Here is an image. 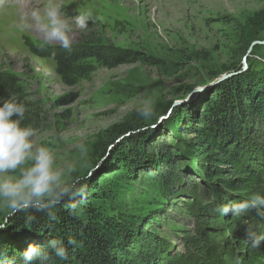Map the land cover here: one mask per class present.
I'll list each match as a JSON object with an SVG mask.
<instances>
[{"label": "rangeland", "instance_id": "1", "mask_svg": "<svg viewBox=\"0 0 264 264\" xmlns=\"http://www.w3.org/2000/svg\"><path fill=\"white\" fill-rule=\"evenodd\" d=\"M64 3L68 15L91 10L96 17L87 30L74 29L71 52L76 47L125 49L149 60L113 69L94 58L78 60L80 74L78 71L72 75V82L66 83L56 74L54 60L39 57L28 48L27 44L40 43L34 33L15 27L17 9L0 11V102L15 97L24 104L21 126L34 129L30 137L33 150L47 147L54 155L55 166L64 174L62 179L70 186L86 183L91 206L136 225L147 243L145 247L140 243L131 247L152 250L165 246V256L158 264H223L219 248H214L211 258L216 261L211 263L207 250L213 238L223 237L229 239L227 248L258 254L256 264H264V242L253 247L250 237L234 230L242 223L244 231L263 234L257 210L249 209L239 218L232 212L222 215L212 210L197 215L196 206H204L214 197L205 191L204 183L210 182L204 179V173L192 171L194 164L207 162L193 149V123L184 126L191 123L187 117L191 107L196 105L201 110L200 94L209 95L218 84L238 73H264V0ZM149 100L155 102V115L145 121L137 109ZM259 130L264 141V128ZM121 143L123 148L116 150ZM163 144L179 154L176 161L183 167L172 187L173 194L159 181L157 171L163 166L155 164L154 156ZM252 158L264 165L258 151L252 152ZM128 167L133 172L124 174ZM92 168L96 170L91 179L83 180ZM242 179L245 187L237 194L243 201L257 194L258 187L249 175L244 174ZM94 185L97 187L92 188ZM8 211L0 202V216ZM21 213L12 216L9 226L0 230V240L11 230L20 236L28 233L19 222ZM206 221L210 227H205ZM204 229L208 239H203ZM227 248V256H235Z\"/></svg>", "mask_w": 264, "mask_h": 264}, {"label": "trees", "instance_id": "2", "mask_svg": "<svg viewBox=\"0 0 264 264\" xmlns=\"http://www.w3.org/2000/svg\"><path fill=\"white\" fill-rule=\"evenodd\" d=\"M27 46L37 56L54 60L56 74L66 83L72 82V75L78 74V60L94 58L107 69L149 60L138 52L125 49L76 47L71 52L53 46L42 47L34 44ZM198 100L201 110H198L196 105L191 107V114L187 116L191 123L186 122L184 126L193 123L191 128L193 149L199 152L207 163L205 165L192 163L196 168L192 165L190 167H193L192 171L196 169V173L203 172L204 179H209L207 181L210 184L204 183L205 191L208 196H213L214 200L204 206L197 205V215L206 214L211 210L217 213L218 205L230 208V203L236 205L242 202L237 193L245 187L242 179L244 174L253 178L251 183L258 187L257 194L264 196V165L252 158V152L257 154L258 151L264 161V141L261 140L259 133V129L264 128V73L257 71L238 73L218 84L209 95L200 94ZM180 112L181 110L177 114ZM175 117L177 118L176 115ZM175 117L173 120H176ZM261 137H264V131ZM119 148H123L122 143L116 150ZM158 148L154 156L157 158L155 164L156 167L163 166L162 170H156L158 178L164 190L173 194L175 191L172 187H175L183 169L176 161L179 154L164 144ZM133 170L128 167L124 174H129ZM96 187L97 185H94L92 188ZM88 201H81L78 197L65 198L51 209L55 219L49 217V209L44 211L27 209L22 212L18 216L22 219L19 222L26 226L24 230L28 233L20 236L18 232L11 230L5 234L0 240V260L4 264L9 260L12 264H23L22 254L30 243L45 246L51 239H60L67 245L69 238L77 242L76 246H69L67 261L60 262L57 258L56 264H158L162 260L166 253L165 246H157V250L155 248L144 250L142 247L134 249L131 247L134 244L140 243L145 247L147 243L140 229L131 222L119 220L115 214L91 206ZM192 202L195 204V201ZM256 218L262 223L258 226L262 233L264 218L258 214ZM208 226L210 227V222L205 225ZM234 230L242 232L243 235L248 232L244 231L245 226L242 223L235 226ZM251 231L255 233L254 230ZM202 234L205 236L203 239H208L209 233L206 229ZM224 239L213 238L211 246H207L208 252H211L209 263L216 261L211 257L214 248L217 247L223 264H256L258 254L253 256L244 252L238 253L235 247L227 248L229 239ZM226 248L234 252L236 258L235 256L229 258Z\"/></svg>", "mask_w": 264, "mask_h": 264}, {"label": "clouds", "instance_id": "3", "mask_svg": "<svg viewBox=\"0 0 264 264\" xmlns=\"http://www.w3.org/2000/svg\"><path fill=\"white\" fill-rule=\"evenodd\" d=\"M13 8L17 9L15 27L20 32L34 33L42 47L58 45L71 51L74 29L84 31L89 22H96L91 10L68 15L64 0H39L36 4L31 0H0V11ZM25 110L24 104L15 97L0 102V202L9 210L6 216H0V230L9 226L8 220L16 213L49 209V217L55 219L51 209L62 200L79 197L86 202L89 196L86 183L76 187L62 179L64 174L55 166L54 155L47 147L33 150L30 137L34 129L21 126ZM137 114L150 121L155 115V102L146 101L137 109ZM95 170L87 171L82 179L90 180ZM249 209H256L257 214L264 217V196L253 194L231 208L222 207L217 211L222 215L232 212L239 218ZM246 235L251 238L253 247L264 242V234L256 235L249 230ZM76 243L72 238L67 240V245L60 239H51L45 246L30 243L23 251V264H56L57 258L60 262L67 261L69 246L74 247ZM0 264L4 262L0 260ZM7 264L12 262L9 260Z\"/></svg>", "mask_w": 264, "mask_h": 264}, {"label": "water", "instance_id": "4", "mask_svg": "<svg viewBox=\"0 0 264 264\" xmlns=\"http://www.w3.org/2000/svg\"><path fill=\"white\" fill-rule=\"evenodd\" d=\"M176 104H178V101L177 102H174L173 104H172V106L170 107V109L168 110V112L167 113H169L171 110H172V108L176 105ZM162 118V117H161ZM164 118V117H163ZM155 125V124H154ZM154 125H152V126H154ZM151 126V127H152Z\"/></svg>", "mask_w": 264, "mask_h": 264}]
</instances>
